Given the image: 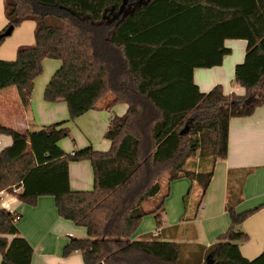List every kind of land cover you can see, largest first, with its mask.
Segmentation results:
<instances>
[{"label": "trees", "instance_id": "16d2710c", "mask_svg": "<svg viewBox=\"0 0 264 264\" xmlns=\"http://www.w3.org/2000/svg\"><path fill=\"white\" fill-rule=\"evenodd\" d=\"M3 8L0 45L25 21L34 23V43L0 60V90L15 87L26 108L42 62L57 60L43 99L64 102L69 117L37 131L0 124V135L12 139L0 152V191L21 185L15 198L30 206L52 197L60 218L86 230L64 256L79 252L84 264H205L209 255L212 264H264V249L253 260L240 254L248 236L238 227L253 211H235L241 196L231 185L230 226L209 247L185 258L180 243L132 239L145 216L161 227L167 193L152 210L142 205L160 192L162 174L168 184L195 182L203 197L215 163L227 157L229 121L264 105V0H3ZM225 40L246 41L234 68L243 96L224 95L220 85L202 93L193 83L194 69L219 66L230 54ZM107 94L105 109L127 105L103 135L109 149L65 153L58 143L69 136L67 124ZM82 161L91 164L93 188L73 191L69 164ZM14 216L0 209V264H30L33 250Z\"/></svg>", "mask_w": 264, "mask_h": 264}, {"label": "crops", "instance_id": "0c3cea01", "mask_svg": "<svg viewBox=\"0 0 264 264\" xmlns=\"http://www.w3.org/2000/svg\"><path fill=\"white\" fill-rule=\"evenodd\" d=\"M6 24L3 0H0V31ZM33 43L34 23L25 21L0 45V60H14L18 47ZM223 44L230 49V54L223 57L219 66L194 69L193 83L202 93L220 85L224 95L243 96L245 89L234 82V68L244 59L246 41L225 40ZM45 62L46 60L42 62L43 67ZM45 66L47 69L52 68L50 63ZM49 71L47 77L34 81L33 93L26 108L21 107L15 87L0 90L1 125L25 132L68 119L64 102L48 103L43 99L45 86L53 75ZM126 110V104H116L110 109H105V105L98 108L97 105L96 109L72 121L81 126V129H73L72 122L67 124L70 136L62 139L58 143L59 147L65 153L86 147L107 151L110 142L103 135L109 122L113 116H122ZM11 143V137L0 135V152ZM230 185L240 190L241 201L235 206V211H253L238 227L248 236L247 241L239 243L240 254L247 260H253L264 249V105L256 108L248 117L232 118L229 121L227 157L215 163L213 176L204 196L201 197L196 183L187 178L169 183L167 196L163 201L161 227L156 228L152 215L145 216L132 239L147 240L151 237L149 240L180 243L185 246V258L189 251H196L195 246L209 247L230 226L226 211ZM69 186L73 191L92 190L93 171L90 162L69 164ZM193 188L196 193L195 209L188 213V207L192 205L191 199L190 205L187 203L185 207L182 201ZM3 204L2 209L20 217L16 228L33 250L30 264H84L79 252L64 256L63 251L71 239L85 238L86 230L60 218L52 197H39L33 206L21 203L14 197H6ZM143 224L145 225L141 229Z\"/></svg>", "mask_w": 264, "mask_h": 264}, {"label": "rangeland", "instance_id": "374dc122", "mask_svg": "<svg viewBox=\"0 0 264 264\" xmlns=\"http://www.w3.org/2000/svg\"><path fill=\"white\" fill-rule=\"evenodd\" d=\"M46 63H50L52 65V68L51 69H47V67L45 66ZM59 64L60 63H58L57 60H50V59L49 60H46V62L44 63V67L42 65V73H41V75L38 78L39 79H43V78L47 77L48 74H50V71L49 70H51V72H52L51 74H54V71L57 69V67L59 66ZM54 66H56V67L54 68ZM111 97H112L111 94H107L99 102L98 108L103 107L107 102H109V100L111 99ZM74 123L75 122H72L71 125H73ZM74 125L72 126V128L74 127L73 129H81V126H79L78 124H74ZM39 129L40 128L32 129V131H37ZM68 129H69V127H68ZM69 136H70V133H69ZM194 161H195V159H194ZM167 174H168L167 172L162 174L161 178L159 179V182H160V185H161L160 192L155 197L151 198L150 200H148L147 202H145L142 205L143 210L149 211V210L154 209L160 203L161 197L164 196L167 193V189H168ZM194 194H196L195 193V188H193L192 191H191V193L189 194V196L186 195V198L182 201L183 207H185L187 203L190 205V199H191V204L192 205H191V207H188V211H187L188 213L189 212H191V213L194 212V209H195V205H194L195 204V202H194L195 199L194 198L196 197V195H194ZM2 198H4V197H2ZM0 200H2V199H0ZM185 210H186V208H185ZM146 218H148V217H146ZM144 225L145 224H143V226L141 227V229H143ZM81 230H83V229L81 228Z\"/></svg>", "mask_w": 264, "mask_h": 264}, {"label": "built area", "instance_id": "2783aa9c", "mask_svg": "<svg viewBox=\"0 0 264 264\" xmlns=\"http://www.w3.org/2000/svg\"><path fill=\"white\" fill-rule=\"evenodd\" d=\"M21 192H22V186L21 185L12 186L11 189L8 191H0V199H2V200H0V209H2V207L4 205L3 201L6 197H14L15 198V196ZM2 197H4V198H2ZM12 214H14V213H12ZM18 220H19V216H14V222H16Z\"/></svg>", "mask_w": 264, "mask_h": 264}, {"label": "water", "instance_id": "95a60500", "mask_svg": "<svg viewBox=\"0 0 264 264\" xmlns=\"http://www.w3.org/2000/svg\"><path fill=\"white\" fill-rule=\"evenodd\" d=\"M10 30H11V29H10ZM8 32H9V31H8ZM181 134H182V133H181ZM212 263H213V261H212V257H211V255L207 256L205 264H212Z\"/></svg>", "mask_w": 264, "mask_h": 264}]
</instances>
